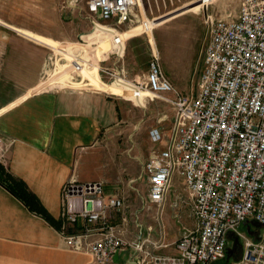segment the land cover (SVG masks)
Segmentation results:
<instances>
[{"label": "built area", "instance_id": "built-area-1", "mask_svg": "<svg viewBox=\"0 0 264 264\" xmlns=\"http://www.w3.org/2000/svg\"><path fill=\"white\" fill-rule=\"evenodd\" d=\"M151 5L152 0H87L97 29L101 21L121 28L135 18L143 26L146 6ZM122 37L113 45H120ZM208 37L198 61L196 93L178 92L155 52L144 81L133 84L174 110L168 128L150 131L156 152L144 163L140 177L146 180L145 203L157 207L161 216L178 177L186 198L175 189L171 206L177 211L189 206L195 224L184 228L176 243L178 256L168 264L220 262L233 233L242 240L243 254L230 264H264V236L255 240L239 233L248 221L264 226V0H242L236 17H209ZM46 81L39 90L74 87L73 81ZM5 162L0 151V163ZM72 199L81 202L82 210L64 211V229L78 221L83 227L74 234L63 232L66 244L89 252L96 264L111 263L129 242L120 226L107 222V213L125 210V198L105 196L99 181H71L63 190L64 205ZM96 229L102 237L89 241ZM133 247L138 253L143 248L137 242Z\"/></svg>", "mask_w": 264, "mask_h": 264}, {"label": "crops", "instance_id": "crops-1", "mask_svg": "<svg viewBox=\"0 0 264 264\" xmlns=\"http://www.w3.org/2000/svg\"><path fill=\"white\" fill-rule=\"evenodd\" d=\"M65 8L69 9L68 14L76 12L73 5ZM0 23V151L5 155L8 171L27 184L56 220L64 219L65 210H82L77 199L63 203L64 187L71 181H99L105 196L125 198L127 208L109 211L107 222L123 229L129 245L109 264H158L160 260L177 257L176 243L181 235L178 222L186 217L185 209L190 212V208L180 207V218L175 219L172 191L160 216L157 207L145 203V194L140 196L137 186L144 163L156 152L150 136L155 127L140 125L134 109L99 92L69 87L39 90L46 79L44 71L49 58L43 44L78 62L82 57L73 56L76 52L85 56L94 53V63L84 64L97 68L109 58L106 25L98 26L96 49L86 50L83 44L58 46L53 38L1 20ZM12 29L30 38L15 34ZM130 40L131 46L136 45L135 38ZM72 66L78 69L80 65ZM58 67L51 82H72L71 66ZM95 80L93 84L90 81L75 85L111 93L99 77ZM74 83L70 84L75 86ZM141 131L147 136L142 140ZM82 227L78 221L68 228L74 234ZM101 237L102 232L96 229L88 240ZM135 242L142 243L139 253L133 247ZM242 254L243 251L233 252L232 260L240 259ZM0 264L96 263L89 252L70 248L61 232L0 184Z\"/></svg>", "mask_w": 264, "mask_h": 264}, {"label": "rangeland", "instance_id": "rangeland-1", "mask_svg": "<svg viewBox=\"0 0 264 264\" xmlns=\"http://www.w3.org/2000/svg\"><path fill=\"white\" fill-rule=\"evenodd\" d=\"M241 1L166 0L164 2L152 0L151 7L146 6L148 7L146 9L148 19L143 26V22L136 23V18L135 21L128 22L121 28L101 21V24L106 25L107 29L106 41L109 53H107V57L109 58L107 61L99 63L98 68L84 64L94 63L95 60H92L94 53L85 56L82 52H76L73 56L80 55L79 58L82 57L78 62L71 56L62 55L43 44L49 53L48 67L44 71V73L47 72L46 79L48 78V81L46 82L54 80L53 74L58 61L63 58L58 69L72 66L73 63L80 65L78 69H82L79 71L76 67H71L72 72L69 73H71L72 81L75 82L74 85L81 82L82 79V85L90 81L93 84L96 81L95 78L99 77L103 83L107 84L111 93L92 88L83 89L76 85L71 88L72 90L94 91L114 97L135 110L140 125L147 123L154 127L168 128L173 119V107L159 98L151 100L142 95L133 84L138 86V83L144 81L149 62L155 52L173 87L183 94L196 93V81H198L199 75L198 59L209 40V17L214 19L234 17ZM68 4L67 0H0V20L5 24L53 38L58 46L83 44L86 50H95L99 45L95 38L99 35L97 28L92 24V15L88 11L87 0H78L77 3L72 4L76 9L73 15L68 14L69 9L65 8ZM12 31L15 34L29 37L20 33L19 30L12 29ZM119 36H123L125 39L120 45H113L111 42L108 44L109 39L117 40ZM89 37H91V41L88 42L87 38ZM132 38L136 40L134 46H131L130 43ZM120 80L122 83L119 82ZM144 137L147 136L141 131L139 139L142 140ZM178 181V177H175L172 191L180 190L186 198V193ZM137 186L140 196L146 194L145 178L140 179ZM186 207L189 208V206ZM185 210L186 217L178 222L181 233L184 228H193L195 224L191 211ZM179 216L180 213L177 211L175 219H179ZM239 233L246 234L244 225L240 228ZM242 247V240L234 233L231 234L226 257L218 264L233 262V252L243 251Z\"/></svg>", "mask_w": 264, "mask_h": 264}, {"label": "trees", "instance_id": "trees-1", "mask_svg": "<svg viewBox=\"0 0 264 264\" xmlns=\"http://www.w3.org/2000/svg\"><path fill=\"white\" fill-rule=\"evenodd\" d=\"M0 184L17 197L31 212L43 217L51 226L63 234H71V229H64V219L56 220L43 207L38 197L27 184L13 176L4 164L0 163Z\"/></svg>", "mask_w": 264, "mask_h": 264}, {"label": "water", "instance_id": "water-1", "mask_svg": "<svg viewBox=\"0 0 264 264\" xmlns=\"http://www.w3.org/2000/svg\"><path fill=\"white\" fill-rule=\"evenodd\" d=\"M123 40L124 37H122ZM245 225L247 226V233L254 237L255 240H260L261 237H262V232L264 231V226L259 224L258 222L256 221H248L247 223H245ZM251 226L255 228V231H251ZM257 235H259V237H257ZM161 264H168L169 263V260L168 259H164L160 262Z\"/></svg>", "mask_w": 264, "mask_h": 264}, {"label": "bare ground", "instance_id": "bare-ground-1", "mask_svg": "<svg viewBox=\"0 0 264 264\" xmlns=\"http://www.w3.org/2000/svg\"><path fill=\"white\" fill-rule=\"evenodd\" d=\"M113 41H114L113 39H109L108 42H111V43H112ZM112 44H113V43H112ZM97 68H98V67H97ZM119 82L122 83V80H120ZM138 91H140V93H141L142 95L146 96V97L149 95L147 92L141 91V90H139V89H138Z\"/></svg>", "mask_w": 264, "mask_h": 264}, {"label": "flooded vegetation", "instance_id": "flooded-vegetation-1", "mask_svg": "<svg viewBox=\"0 0 264 264\" xmlns=\"http://www.w3.org/2000/svg\"><path fill=\"white\" fill-rule=\"evenodd\" d=\"M247 227V226H246ZM254 229L253 227H251V230ZM255 230V229H254ZM253 231V230H252Z\"/></svg>", "mask_w": 264, "mask_h": 264}]
</instances>
